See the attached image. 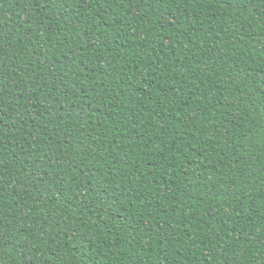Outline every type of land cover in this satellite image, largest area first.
I'll use <instances>...</instances> for the list:
<instances>
[{"label": "trees", "instance_id": "1", "mask_svg": "<svg viewBox=\"0 0 264 264\" xmlns=\"http://www.w3.org/2000/svg\"><path fill=\"white\" fill-rule=\"evenodd\" d=\"M0 264H264V0H0Z\"/></svg>", "mask_w": 264, "mask_h": 264}]
</instances>
